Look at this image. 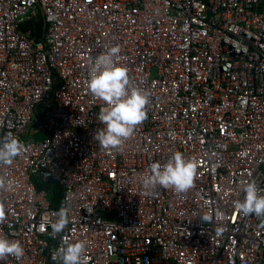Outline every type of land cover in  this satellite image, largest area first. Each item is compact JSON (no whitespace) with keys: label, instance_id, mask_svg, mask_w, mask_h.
<instances>
[{"label":"built area","instance_id":"built-area-1","mask_svg":"<svg viewBox=\"0 0 264 264\" xmlns=\"http://www.w3.org/2000/svg\"><path fill=\"white\" fill-rule=\"evenodd\" d=\"M117 45V64L150 102L109 151L95 139L105 105L87 80ZM8 132L26 150L0 165L13 182L0 189V234L24 255L0 264H61L56 250L77 241L84 264H264V218L235 207L247 183L264 190V0H0ZM177 151L198 162L194 186L145 194L150 165ZM49 180L63 189L56 207L36 186ZM62 207L68 224L53 236Z\"/></svg>","mask_w":264,"mask_h":264},{"label":"clouds","instance_id":"clouds-1","mask_svg":"<svg viewBox=\"0 0 264 264\" xmlns=\"http://www.w3.org/2000/svg\"><path fill=\"white\" fill-rule=\"evenodd\" d=\"M120 47L113 46L99 55L89 66L87 87L89 92L104 102L98 119L105 126L97 130L95 139L105 150H119L125 141L132 137L135 129L146 119V106L150 102L147 90L135 87L129 77L128 69L117 64ZM26 146L11 132L0 137V165H11L14 158L21 155ZM197 160L186 158L181 152H175L164 164L154 162L142 179L145 194H151L157 187L172 189L184 193L194 186L197 174ZM12 181L0 176V189L11 191ZM243 199L235 202L236 209L244 214L264 218V190L254 181L243 189ZM51 223L53 236L62 233L68 224V209L60 208ZM4 204L0 203V222L4 220ZM87 245L84 241L68 243L58 248L53 255L61 264H84ZM24 250L19 241L10 240L0 234V261L8 256L20 258Z\"/></svg>","mask_w":264,"mask_h":264},{"label":"trees","instance_id":"trees-1","mask_svg":"<svg viewBox=\"0 0 264 264\" xmlns=\"http://www.w3.org/2000/svg\"><path fill=\"white\" fill-rule=\"evenodd\" d=\"M36 186L39 190L45 188L49 193V200L54 207L58 206L62 199V190L56 180H49L47 183L37 182Z\"/></svg>","mask_w":264,"mask_h":264},{"label":"water","instance_id":"water-1","mask_svg":"<svg viewBox=\"0 0 264 264\" xmlns=\"http://www.w3.org/2000/svg\"><path fill=\"white\" fill-rule=\"evenodd\" d=\"M43 30H44V20L40 19L39 22L36 24V39L38 41L43 39Z\"/></svg>","mask_w":264,"mask_h":264},{"label":"rangeland","instance_id":"rangeland-1","mask_svg":"<svg viewBox=\"0 0 264 264\" xmlns=\"http://www.w3.org/2000/svg\"><path fill=\"white\" fill-rule=\"evenodd\" d=\"M47 183V182H46ZM43 184H45V183H43ZM59 184V183H58ZM60 185V184H59ZM60 188H61V190H62V195H63V189H62V186L60 185ZM104 218L106 219V220H109V221H112V220H115V215L114 214H109V213H107V214H105L104 215Z\"/></svg>","mask_w":264,"mask_h":264}]
</instances>
